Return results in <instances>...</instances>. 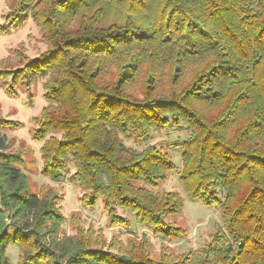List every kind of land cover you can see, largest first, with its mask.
<instances>
[{"label": "trees", "instance_id": "obj_1", "mask_svg": "<svg viewBox=\"0 0 264 264\" xmlns=\"http://www.w3.org/2000/svg\"><path fill=\"white\" fill-rule=\"evenodd\" d=\"M6 3L5 22L32 19L48 46L0 67L12 96L46 78L47 105L32 119L42 174L60 182L73 165L81 204L93 210L101 201L110 225L130 238L107 240L82 228L78 214L76 234L59 237L62 198L32 190L21 159L7 152L3 130L17 123L0 119V264H13L10 246L20 247L19 264H264V0ZM183 126L189 136L170 145L182 150L181 185L218 207L222 223L197 250L156 253L132 228L163 241L187 237L169 221L183 198L158 191L176 165L163 147L125 140Z\"/></svg>", "mask_w": 264, "mask_h": 264}, {"label": "rangeland", "instance_id": "obj_2", "mask_svg": "<svg viewBox=\"0 0 264 264\" xmlns=\"http://www.w3.org/2000/svg\"><path fill=\"white\" fill-rule=\"evenodd\" d=\"M8 12L6 0H0V67L1 62L7 60L13 63L23 59V55L36 58L41 55L48 46L42 41V33L32 19H28L24 25L15 27L5 22ZM18 21V20H17ZM16 21V22H17ZM14 26V27H13ZM17 53V54H16ZM20 64V63H19ZM46 78L38 79L28 91L24 87L15 89L16 95L7 94L0 86V119L15 121L17 125L7 126L3 133L9 140L8 153L18 155L21 159L19 167L27 175L31 188L35 192L53 188V192L61 199L60 206L63 216L66 218L59 231V237L76 234L72 225V216H79L82 228L102 232L107 240L117 237L123 243L130 238L123 227L111 226L108 215L103 210V204L98 201L93 210L86 209L81 204L82 189L72 179L73 165H69L68 172L60 182H55L42 174L41 146L43 143L33 139L35 125L32 119L40 115L47 105L44 98V83ZM189 136L186 127L176 128L172 131L153 133L145 142L125 140L129 147L142 149L148 144L157 145L167 150L173 158L176 171L169 174L162 182L158 191H172L181 195L184 201V209L181 214L174 215L169 221L187 231V237L181 241H163L155 237L151 231L134 224L132 228L134 236L146 235L152 244L154 251L159 253L161 248L168 247L171 252L181 254L191 250H197L204 246L211 234L222 223V215L218 207L205 206L198 201L190 199L183 189L179 170L182 168L181 149L170 148L176 141L185 140ZM0 198V208H1ZM120 214L131 218V214L120 209ZM101 233V234H102ZM20 247L10 246L6 251L7 257L13 264H19Z\"/></svg>", "mask_w": 264, "mask_h": 264}]
</instances>
